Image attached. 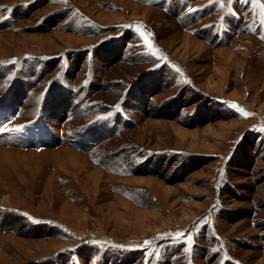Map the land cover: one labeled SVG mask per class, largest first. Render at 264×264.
<instances>
[{
	"label": "rangeland",
	"instance_id": "374dc122",
	"mask_svg": "<svg viewBox=\"0 0 264 264\" xmlns=\"http://www.w3.org/2000/svg\"><path fill=\"white\" fill-rule=\"evenodd\" d=\"M0 264H264L257 3L0 0Z\"/></svg>",
	"mask_w": 264,
	"mask_h": 264
},
{
	"label": "snow or ice",
	"instance_id": "6c2138e0",
	"mask_svg": "<svg viewBox=\"0 0 264 264\" xmlns=\"http://www.w3.org/2000/svg\"><path fill=\"white\" fill-rule=\"evenodd\" d=\"M245 2H247V0H245ZM253 2L257 3L260 6L261 11L264 12V3H261L260 0H253ZM233 106L236 107L235 105H233ZM244 115H249V114L248 113H244Z\"/></svg>",
	"mask_w": 264,
	"mask_h": 264
}]
</instances>
